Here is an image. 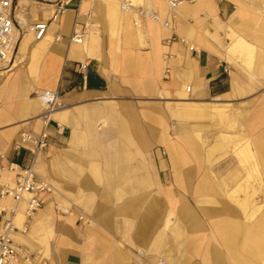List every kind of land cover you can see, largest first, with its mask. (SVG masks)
I'll use <instances>...</instances> for the list:
<instances>
[{"label": "crops", "instance_id": "crops-1", "mask_svg": "<svg viewBox=\"0 0 264 264\" xmlns=\"http://www.w3.org/2000/svg\"><path fill=\"white\" fill-rule=\"evenodd\" d=\"M146 1L168 16L167 0ZM117 2L74 0L44 39L24 31L0 67V166L33 160L15 145L22 132L42 131L36 90L59 89L68 103L34 163L38 178L53 185L45 204L30 213L27 200L0 196L7 208L0 226L16 208L19 264H225L216 239L235 263L264 264V210L248 224L244 214L261 207L254 193L243 199L244 214L229 201L216 174L226 135L216 132L210 143L200 123L218 127L221 104L231 105V122L242 123L256 172L264 173V17L246 0H193L171 30L152 19L137 26L135 11L126 22ZM42 3L39 20H48L54 9ZM252 4L264 15L259 0ZM88 12L96 22L84 42L70 41L75 20L84 23ZM173 33L195 49L169 41ZM16 176L1 177L0 191Z\"/></svg>", "mask_w": 264, "mask_h": 264}, {"label": "built area", "instance_id": "built-area-1", "mask_svg": "<svg viewBox=\"0 0 264 264\" xmlns=\"http://www.w3.org/2000/svg\"><path fill=\"white\" fill-rule=\"evenodd\" d=\"M73 1L55 0V7L51 17L48 20H37L30 26L37 40L44 39L47 36L49 25L52 22H57L62 15L66 14ZM77 1L80 5L83 0ZM117 1L123 10L131 9L135 11L138 16V19L135 20L136 25L142 23L144 19H152L161 23L164 27L174 30L179 15V8L185 2L193 0H167L169 14L165 19H162L156 10L147 6L140 5L137 7L136 5H132V0ZM19 9L20 0H0V67L7 61L8 53L11 52L12 55L15 52L19 38L23 34V28L18 17ZM87 15L88 18H91V12H88ZM88 27L87 21L82 23L75 20L73 30L68 39L75 43H83L88 32ZM17 31L20 32L19 35H17ZM55 39L61 40L62 35H57ZM176 40L189 44L191 49H195V46L191 45L186 37L173 33L169 41ZM87 66L86 62H81L79 65L83 71L86 70ZM35 93L41 97L43 103V110L39 115V119L42 122V131L39 134L29 131L22 132L20 141L15 145L17 151H21L23 148L29 149L33 155V160L26 167H22L16 162H13L8 168L0 166V178L9 171L17 174L12 184H1V198L12 197L16 203L27 200L30 213H34L45 204L46 200L43 197V193L53 191V185L49 181L38 178L34 163L37 156L49 145L50 126L54 121L55 113L68 108V103H66L59 89L36 90ZM61 127L62 125L58 123L59 130ZM2 155L3 151L0 145V156ZM10 210L11 216L5 218L4 224L0 226V264L20 263L19 247L13 239L16 208H11ZM6 212L7 208L0 206V216L4 217ZM155 264L169 263L161 260Z\"/></svg>", "mask_w": 264, "mask_h": 264}, {"label": "rangeland", "instance_id": "rangeland-1", "mask_svg": "<svg viewBox=\"0 0 264 264\" xmlns=\"http://www.w3.org/2000/svg\"><path fill=\"white\" fill-rule=\"evenodd\" d=\"M42 2L47 4L46 7L49 9V12H51V10L54 9L55 7L54 6L55 0H42V1L37 0L36 2L30 3V5L24 4L20 8V12H22L26 17L29 27L31 23L39 20L40 16L46 14L45 9H43ZM252 2H254V0H246L247 5L252 7V9H254L257 15H259L260 17H264L262 11L260 9H256L253 6ZM259 2H261L260 6L262 8V5H264V0H259ZM132 3L137 7L143 5L151 9H154L158 12L156 7L151 5L149 1L147 2L146 0H135V3L134 2ZM109 15L111 14L109 13ZM92 22L95 23L96 22L95 19H92ZM126 22H131V20ZM20 23L21 26H23V32L24 31L26 32L28 30V28H26L27 26L25 25L24 22L20 21ZM142 24L143 22L139 23V25L137 26H141ZM92 27L93 26H89L88 31ZM229 31L230 34L228 36L233 41V37L237 34L235 32L234 22L230 25ZM250 55L251 54H249L248 59H250ZM221 106L225 107L226 113L224 114V117L221 120L220 125L218 126L219 128L212 126L211 122L208 119H203L202 121H200V123L204 125L203 132L205 135L208 136L207 140L210 143L214 141V137L217 135L216 132H221L226 135L225 147L216 153L219 159H221V161L217 162L216 164L218 166H222L221 170L223 172L222 173L217 172L216 174L220 175V177L218 178L222 185V189L223 190L227 189L226 190L227 192L225 193L229 201L232 203V205L235 208L241 209L243 214H244V206L246 205L245 202L243 203V199L246 198L248 194L254 193L253 200L254 202L257 203V207L258 206L261 207L257 208L259 209L258 213L253 217L252 216L247 217L244 214L247 223L251 224L252 222H254L256 216H258L264 210V173H261V175L258 176L256 172L258 171V162L253 150L251 149V144L249 139L247 138V136L243 137V135L241 134L244 128L242 126V123L239 122V120L235 116H233V118L236 119L235 124H233L230 120L229 112L231 111V105L221 104ZM232 124L233 126H231ZM230 134L233 136L232 139L230 138L231 136ZM249 136H253V133L251 132ZM202 147L204 152H206L208 145L203 144ZM244 148L250 149L251 153H249L248 155L247 154L243 155L241 151ZM243 157L244 160H242ZM255 165L257 166V169H255ZM260 166L261 167L259 168L262 170V164ZM251 211L250 213H252ZM216 240L217 241H215V244L217 246V249H219L223 253V256L225 255L224 263L237 264L230 257L228 249L223 246L222 242L219 239Z\"/></svg>", "mask_w": 264, "mask_h": 264}, {"label": "bare ground", "instance_id": "bare-ground-1", "mask_svg": "<svg viewBox=\"0 0 264 264\" xmlns=\"http://www.w3.org/2000/svg\"><path fill=\"white\" fill-rule=\"evenodd\" d=\"M40 1H42V0H40ZM116 1V0H115ZM132 2H134L135 3V0H132ZM102 5V4H101ZM132 5H134V4H132ZM52 6V5H51ZM111 7L113 8V6L110 4V10H111V12H114V11H112L113 9H111ZM20 8H21V6H20ZM109 9V8H108ZM20 10V9H19ZM116 10L118 11V12H120L122 15H124V19H125V21H130L131 20V13L133 12V10H131V9H129V10H122V8H121V6L119 5V3L117 2V4H116ZM115 10V11H116ZM122 10V11H121ZM109 11V10H108ZM110 12V11H109ZM111 14H113V13H111ZM114 14L116 15V13L114 12ZM19 13H18V17H19ZM121 15V16H122ZM119 16H120V14H119ZM121 18V17H120ZM115 19H116V17H115ZM120 20V19H119ZM86 21L88 22V26H92L94 23L92 22V18H87L86 19ZM22 28H23V26H21ZM26 28H28V29H31L30 27H26ZM20 34V32H18L17 31V35H19ZM85 40V39H84ZM86 42H88V41H86ZM241 42H242V40H241ZM234 44V43H233ZM238 44V43H237ZM239 49V48H238ZM231 51V50H230ZM11 56V52H9L8 53V55H7V58H9ZM62 111H64V110H61V111H58V112H56L55 113V115H54V117H56V115H58L60 112H62ZM226 110H222V109H220L219 110V112H220V114L222 115V117H224V114L226 113L225 112ZM230 120H232V118H230ZM243 137H246V135H243ZM236 140V139H235ZM239 140V139H238ZM243 140V139H242ZM233 144V143H232ZM241 153L243 154V155H245V154H249V153H251V151H250V149H248V148H244V149H242V151H241ZM241 154V155H242ZM242 160H244V157L242 158ZM255 169H257V166L255 165ZM163 261V260H162Z\"/></svg>", "mask_w": 264, "mask_h": 264}]
</instances>
